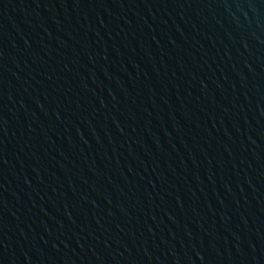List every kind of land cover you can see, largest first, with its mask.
<instances>
[{
	"label": "water",
	"instance_id": "95a60500",
	"mask_svg": "<svg viewBox=\"0 0 264 264\" xmlns=\"http://www.w3.org/2000/svg\"><path fill=\"white\" fill-rule=\"evenodd\" d=\"M0 264H264V0H0Z\"/></svg>",
	"mask_w": 264,
	"mask_h": 264
}]
</instances>
